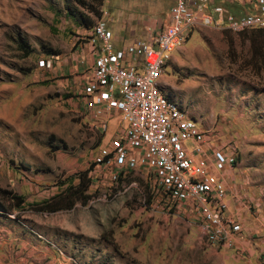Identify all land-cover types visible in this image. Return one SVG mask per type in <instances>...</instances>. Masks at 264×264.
Listing matches in <instances>:
<instances>
[{"label":"rangeland","instance_id":"rangeland-1","mask_svg":"<svg viewBox=\"0 0 264 264\" xmlns=\"http://www.w3.org/2000/svg\"><path fill=\"white\" fill-rule=\"evenodd\" d=\"M171 4L0 0V264H264V29H194L164 76L170 97L218 129L216 145L237 148L228 182L243 236L232 247L201 245L198 216L167 211L147 165L117 166L119 112L80 97L89 27L102 20L122 48L166 24ZM85 171L86 203L37 206Z\"/></svg>","mask_w":264,"mask_h":264},{"label":"built area","instance_id":"built-area-1","mask_svg":"<svg viewBox=\"0 0 264 264\" xmlns=\"http://www.w3.org/2000/svg\"><path fill=\"white\" fill-rule=\"evenodd\" d=\"M168 15L166 24L149 27L145 39L122 48L102 20L93 24L92 62L80 97L87 108L119 112L123 127L112 141L117 166L147 165L166 210L175 204L198 216L201 245L232 247L243 229L229 209L225 173L238 159L237 148L231 142L216 145L218 129L200 126L170 97L162 78L168 76L170 52L194 29H264V0H172ZM67 264L83 263L69 257Z\"/></svg>","mask_w":264,"mask_h":264},{"label":"trees","instance_id":"trees-1","mask_svg":"<svg viewBox=\"0 0 264 264\" xmlns=\"http://www.w3.org/2000/svg\"><path fill=\"white\" fill-rule=\"evenodd\" d=\"M91 27L92 26H90L89 29ZM75 179L78 180L76 184L74 183ZM67 181L68 184L62 192H59L46 201H41L37 206L41 210L53 212L60 209H69L73 207L77 201H81L83 204L86 203L90 198V195L87 194L86 191L91 183V179L86 171L68 178ZM18 198L19 197L16 196L14 199L18 200ZM19 200L22 199L20 198Z\"/></svg>","mask_w":264,"mask_h":264},{"label":"crops","instance_id":"crops-1","mask_svg":"<svg viewBox=\"0 0 264 264\" xmlns=\"http://www.w3.org/2000/svg\"><path fill=\"white\" fill-rule=\"evenodd\" d=\"M202 28H210V27H202ZM162 80L163 81H165V82H167L166 81V79L163 77L162 78ZM114 112H116V111H114ZM117 113V112H116ZM122 122V121H121ZM122 125H123V123H122ZM231 169H227L226 170V173H225V183H226V187H227V189H228V192H229V197H228V200H229V209L231 210V205H232V202H234L235 200H234V198H233V196H232V194L233 195H235L236 194V192L235 191H232V188H233V185H231V183H229L228 181H229V171H230ZM231 181V180H230ZM232 211V210H231ZM185 215H188V214H185ZM242 229H243V226H242ZM211 248V247H210Z\"/></svg>","mask_w":264,"mask_h":264}]
</instances>
